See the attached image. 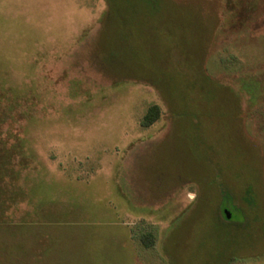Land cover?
Wrapping results in <instances>:
<instances>
[{
  "label": "rangeland",
  "instance_id": "rangeland-1",
  "mask_svg": "<svg viewBox=\"0 0 264 264\" xmlns=\"http://www.w3.org/2000/svg\"><path fill=\"white\" fill-rule=\"evenodd\" d=\"M0 139L38 264H264V0H0Z\"/></svg>",
  "mask_w": 264,
  "mask_h": 264
},
{
  "label": "trees",
  "instance_id": "trees-1",
  "mask_svg": "<svg viewBox=\"0 0 264 264\" xmlns=\"http://www.w3.org/2000/svg\"><path fill=\"white\" fill-rule=\"evenodd\" d=\"M159 117L160 108L153 104L147 108L141 125L150 126ZM15 153L13 148H7L6 144L0 141V264H38L41 252H49L51 236L58 234V228L51 224L57 213L49 208L43 210L42 207H30V211L22 210L20 218L24 217L23 220L14 221L11 211L5 209L21 205L25 207L23 187L13 185L18 171L11 164ZM20 159L18 166L27 169L29 157L23 155ZM140 240L145 247H150L154 243V236L148 232L143 234Z\"/></svg>",
  "mask_w": 264,
  "mask_h": 264
},
{
  "label": "water",
  "instance_id": "water-1",
  "mask_svg": "<svg viewBox=\"0 0 264 264\" xmlns=\"http://www.w3.org/2000/svg\"><path fill=\"white\" fill-rule=\"evenodd\" d=\"M223 216L225 217V219H230L231 218V212L227 209L223 210Z\"/></svg>",
  "mask_w": 264,
  "mask_h": 264
}]
</instances>
